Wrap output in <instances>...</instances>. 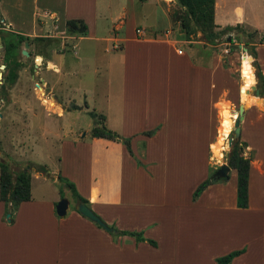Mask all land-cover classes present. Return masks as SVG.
Listing matches in <instances>:
<instances>
[{"label": "crops", "instance_id": "0c3cea01", "mask_svg": "<svg viewBox=\"0 0 264 264\" xmlns=\"http://www.w3.org/2000/svg\"><path fill=\"white\" fill-rule=\"evenodd\" d=\"M235 1L214 0L213 23L222 27L238 24L259 35L250 44L264 79V35L259 19L242 16L237 3L232 5ZM226 4L232 8L229 14ZM96 6L95 1L88 6L84 0H63L60 11L62 19H81L86 24V33L72 39L96 46L104 43L101 81L99 87L90 89L92 100L83 93V104H62L54 93L59 99L57 110L48 112L46 101L37 106L61 117L73 108L88 113L89 100L97 109L90 112L100 116L105 128L130 139L132 155L119 141L92 137L91 128L70 139L55 133L58 164L47 171L49 177L29 172V188L31 179L54 182L59 175L74 185L105 224L114 230L141 232L156 245L113 235L68 209L67 198H34L29 190V199L11 214L0 200V264H214L216 257L238 249L243 252L229 264H264V105H256L251 93L249 99L254 100L248 102L239 122L243 155L251 154L246 207L235 205L232 167L225 179L209 183L192 200L194 188L219 167L229 148L223 147L224 137L214 159L218 162L207 160L219 136L222 106L233 122L238 104L245 100L236 93L217 55L199 52L181 36L177 24L173 29L160 30L156 24L141 27V34H136V25L118 32L125 12H120L118 24L110 30L98 24ZM3 11L0 0V20L5 22ZM160 14L168 19L162 10ZM236 38L240 41L242 35L239 38L237 33ZM50 51L36 56L47 68L55 67L50 73L59 72L51 60L61 51ZM41 82L47 81L42 78ZM29 103L10 102L6 114L16 117V110L29 112L34 107ZM92 119L93 125L96 121ZM24 124L21 138L27 141L28 123ZM146 131L152 133L146 135ZM46 133L40 130L45 139L49 138ZM34 146L31 142L28 147ZM29 161L48 168L44 161ZM60 198L67 200L61 217L54 211Z\"/></svg>", "mask_w": 264, "mask_h": 264}, {"label": "rangeland", "instance_id": "374dc122", "mask_svg": "<svg viewBox=\"0 0 264 264\" xmlns=\"http://www.w3.org/2000/svg\"><path fill=\"white\" fill-rule=\"evenodd\" d=\"M62 1L2 0L3 12L6 14V17L3 15L2 18L6 23L0 20V32L7 30L14 33H27L24 35L29 37V40L26 41L28 43L26 48H23V42L18 46L17 59L20 61L21 66L17 68L16 77L11 85L4 84L3 81L4 67H1L3 65V49L0 41V161L6 162L14 173L27 166L26 171L44 175L35 171L34 167L29 165L30 162L33 163L29 160L33 159L36 162L44 161L48 166L47 171L53 170L58 164L57 159L59 157L56 154L59 140L54 134L59 133L64 135L65 139H70L72 136L89 130L92 127V118H95L96 121L100 119L98 114L90 116L88 113L78 111L75 108L62 113V116L58 117L55 113H45L37 106V102L46 101V110L53 112L57 110L59 99L62 100V104L68 102L83 104V93L86 96L88 95L89 100H92V94L89 93L90 89L93 90V87H99L101 81V67L99 64L104 43L96 46L90 41L72 39L70 36L76 34L68 32L65 27V20L62 19L63 16L60 12ZM76 1L79 2L80 0ZM94 1L97 5L98 24L102 23L110 30L118 24L119 14L122 11L125 12L126 17H120L121 24L118 32L123 29L129 30L130 26L136 25V34H141V27L156 24V27L161 30L165 29L166 26H171L173 29L177 24V30L182 32L181 36L193 43L199 52H213L217 55L222 67L227 69L228 75L236 87V93H239L241 99L245 100V106L249 104V101L254 100L249 99L251 93L247 94L245 92L246 89L250 88V85H256L252 58L247 49L243 52L242 47H245L243 40L239 41L235 32L219 35L213 38L211 42L207 41L204 34L196 29L185 35L177 21V18L183 16L184 12L173 0H84L88 6ZM234 3H237L242 16L251 18L252 15H255L259 19L260 28H262L264 35V0H236L232 5ZM224 7L227 14L232 12L230 4H226ZM161 10L168 19L160 14ZM10 20L12 25L8 23ZM6 24L10 26L9 29ZM18 26L21 27L20 30L17 28ZM221 27L216 25L214 30ZM241 28L246 32H252L249 28ZM227 36L230 37L229 41ZM258 39L259 35L253 33L251 41L257 42ZM22 49L27 52V56L21 54ZM51 49L55 52L61 51V53L53 54L51 60L55 65H58L59 72L50 73L55 70V67L50 66L53 70L47 68L46 63L44 61L40 62L39 57L36 56L45 52L52 54ZM42 78L46 79V84L41 82ZM54 93L59 99L54 96ZM230 95L233 96V93H230ZM93 97H95L94 94ZM259 97L263 98L262 96ZM89 100L88 111L97 112L96 105L92 106ZM25 101L30 102V105H34L29 112L16 110L18 111L16 117L6 114V106L10 102ZM230 118L231 115L227 107L222 106L219 136L217 141L210 147L213 153L207 157L209 162H218L214 159H216L215 156H218L220 144L224 137L223 147H227L226 142L231 131L227 136L226 134L232 125ZM24 123H28L29 136L27 141L21 138L24 136L21 128L24 127ZM42 128L47 132L46 137H49L46 138L47 140L40 134ZM31 142L35 143L33 148L28 147ZM23 143L25 145L22 147ZM53 148L55 152H53ZM29 150H31V153ZM53 154L57 156L54 157ZM45 175L49 177L51 174L45 172ZM64 183V181L59 180L50 182L49 180L31 179L30 194L34 198L65 197L68 199V209H74L76 201ZM224 247L222 245L221 249ZM240 264H244V261Z\"/></svg>", "mask_w": 264, "mask_h": 264}, {"label": "trees", "instance_id": "16d2710c", "mask_svg": "<svg viewBox=\"0 0 264 264\" xmlns=\"http://www.w3.org/2000/svg\"><path fill=\"white\" fill-rule=\"evenodd\" d=\"M213 1L214 0H178L180 7L184 12L183 16L177 18L183 33L187 35L196 29L203 33L204 37L209 42L219 35H227L232 32H235L236 34L241 33L244 46L249 51L252 58V66L255 69V87L258 90V95L264 97V79L255 60L253 45L250 44L253 43L251 41L253 32H245L238 24L225 25L218 30H214L216 25L213 23ZM64 24L67 31L70 33L76 35H84L86 33V24L81 19H66ZM0 33V40L3 48V78L4 82L11 85L16 77L17 68L21 66L20 61L17 59L18 46L21 42L28 41L29 37L19 33L9 32L7 30ZM88 114L90 116H95V114L90 111ZM97 123L100 124L98 125ZM151 133L152 131L145 132L146 135H150ZM90 135L92 137H101L119 141L125 146L128 153L132 155L129 146L130 139L128 137H122L116 132L105 128L101 124L100 119L92 125ZM244 147L245 143L237 138L230 142L229 148L225 154L226 165L234 168L236 172L235 205L238 208L246 207L248 163L251 158V154H248L247 156L243 155ZM136 163L139 164L138 161H136ZM29 165L33 166L35 171L43 173L44 176H46L45 172H47V169L44 165L31 162ZM26 168L27 166L14 173L10 170L6 162L0 161V200L4 203L6 213L11 214L21 201L29 199V172L26 171ZM215 170L197 184L191 194L192 200H194L209 183L225 179L221 178L212 180L211 177ZM56 178L59 181L65 182V186L69 189L75 201H82L88 206V202L77 194L72 183L59 175ZM113 235H128L133 237L135 241H146L151 246L156 245L154 240L143 237L141 232L115 230ZM242 252L243 249L229 251L226 254L216 257L214 264H229L233 257Z\"/></svg>", "mask_w": 264, "mask_h": 264}, {"label": "water", "instance_id": "95a60500", "mask_svg": "<svg viewBox=\"0 0 264 264\" xmlns=\"http://www.w3.org/2000/svg\"><path fill=\"white\" fill-rule=\"evenodd\" d=\"M173 2L177 5L180 6V3L178 0H173ZM241 34L238 33V37L240 38ZM227 40H230V37L227 36ZM28 46V43L26 41L23 42V48H26ZM243 52L246 51V48L242 47ZM21 54H24L27 56V52L22 49ZM2 68L4 67L3 65L1 66ZM7 84V82L5 83ZM245 92L247 94L253 93V95L256 97L254 102L256 105L259 107H262L264 105V97L260 98L258 95V90L256 89L255 85H250L249 89H246ZM246 106L244 103H239L237 106V111L236 114L233 118L232 126H231V134L229 138H227L226 145L229 146L231 141H234L238 138L239 136V122L242 119V116L244 114ZM228 166L225 163V158L221 159V164L219 167L213 172L211 179L216 180V179H221V178H226L227 177V172H228ZM67 208V200L65 198H60L57 200V202L54 205V211L55 214L59 217L63 216L65 214ZM74 209L76 212H78L81 216L87 218L88 220L94 222L101 228H103L107 232H114V228L111 226H108L105 224L91 209L89 206L85 205L82 201H77L74 205ZM6 217H8V214H6Z\"/></svg>", "mask_w": 264, "mask_h": 264}, {"label": "flooded vegetation", "instance_id": "af4514ba", "mask_svg": "<svg viewBox=\"0 0 264 264\" xmlns=\"http://www.w3.org/2000/svg\"><path fill=\"white\" fill-rule=\"evenodd\" d=\"M1 34V33H0ZM1 41V40H0ZM3 49V48H2ZM4 66V65H3ZM3 81H4V78H3ZM6 82H4V84H5Z\"/></svg>", "mask_w": 264, "mask_h": 264}]
</instances>
